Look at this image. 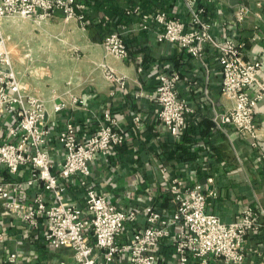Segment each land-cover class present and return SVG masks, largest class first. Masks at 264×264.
<instances>
[{"label":"built area","instance_id":"obj_1","mask_svg":"<svg viewBox=\"0 0 264 264\" xmlns=\"http://www.w3.org/2000/svg\"><path fill=\"white\" fill-rule=\"evenodd\" d=\"M203 1L184 0L189 21L157 11L143 16L142 28L155 25L158 41L178 44L196 58H202L209 48L218 53L221 90L233 105L218 112L214 122L230 125L245 135L264 160L256 117V106L264 97L262 62L247 56L245 42L213 34ZM57 13L67 21L77 20L83 28L89 24L84 0H0V201L4 215L29 235L41 233L55 249L71 248L73 259H61L60 264H111L116 260L161 264L159 254L168 241L176 264H211L213 260L243 264L248 237L264 229V207L245 205L236 220L224 221L210 210L209 196L219 194L212 175L205 182L187 181L161 161L160 182L170 197L169 213L155 200L118 206L106 192L89 184L96 157H115L129 136H138L146 124L142 115L136 114L128 130L121 126L117 114L107 109L98 117L96 128L85 136L70 118L62 119L55 128L47 102L29 91L14 68L2 21L21 17L40 24ZM238 15L243 19L245 9ZM103 44L116 58L130 56L122 29L107 32ZM101 67L113 86L112 94L127 89V75L107 63ZM181 79L178 69L160 71L150 95L155 119L176 143L183 141L194 112L180 93ZM71 102L83 105L85 100L74 95ZM68 107L64 99L52 101L54 113ZM69 195L83 196L78 202ZM6 242L7 233L0 228V246L7 252L0 264H19L18 251L5 246Z\"/></svg>","mask_w":264,"mask_h":264},{"label":"crops","instance_id":"obj_2","mask_svg":"<svg viewBox=\"0 0 264 264\" xmlns=\"http://www.w3.org/2000/svg\"><path fill=\"white\" fill-rule=\"evenodd\" d=\"M84 1L89 20L86 28L75 19L67 21L62 13L40 24L28 18H5L2 28L10 41L8 49L20 54L22 63L26 62L14 67L19 78L31 93L47 102L55 128L62 119L70 118L85 136L96 128L102 112L110 109L117 114L121 126L130 130L133 116L142 115L146 124L144 133L130 135L127 145L115 157L97 156L89 184L106 192L109 200L118 206L145 205L155 200L162 211L169 213L170 197L160 182L159 163L163 161L173 174L187 181L205 182L212 175L213 187L219 194L209 196L210 210L224 221L236 220L245 205L264 207V160L245 135L230 125L214 122L218 112L233 105L221 90L218 53L209 48L202 58H196L178 44L158 41L155 25L142 28L143 16L157 11L189 21L184 0ZM202 3L215 36L245 42L247 56L262 62L260 80L264 83V0ZM241 8L245 9L243 19L238 15ZM118 28L125 32L130 56L114 57L118 63H112L107 58L113 55L107 52L103 39L107 32ZM58 58V66L49 67L47 63ZM68 59L75 63H69ZM102 63L128 76L125 91L112 94L113 86L103 72ZM165 69L181 72L180 93L194 110L181 143H176L167 128L155 119V105L150 98L158 73ZM138 91L142 94L137 95ZM74 95L82 97L84 104L73 105ZM54 98L66 100L69 107L62 113H54ZM256 117L264 152V97L256 106ZM82 196L69 195L78 202ZM0 228L7 233L5 246L18 251L19 264H60L61 259H73L71 248L55 249L43 240L41 233L29 235L18 227L12 218L4 215L1 201ZM2 248L0 260L7 255ZM246 249L243 264H264V229L248 237ZM161 250V264H176L169 241ZM111 264H123V261ZM211 264L224 262L213 260Z\"/></svg>","mask_w":264,"mask_h":264},{"label":"rangeland","instance_id":"obj_3","mask_svg":"<svg viewBox=\"0 0 264 264\" xmlns=\"http://www.w3.org/2000/svg\"><path fill=\"white\" fill-rule=\"evenodd\" d=\"M3 27V26H2ZM5 32V31H4ZM7 46H8V48L10 47V41L7 39ZM23 51V50H22ZM23 53V52H22ZM10 54H11V58H12V61H13V65H14V67L16 66V65H20V64H22V65H24V64H26V62L25 63H22L21 62V60H20V54H17L16 52H14V51H10ZM57 58V57H56ZM107 60L109 61V62H112V63H118V61H116L117 59L116 58H114V56L113 57H108L107 58ZM60 62V60H59V58H58V60H50L47 64L49 65V67H51V66H53V67H57L58 66V63ZM68 62L70 63H75V61H73V60H70V59H68ZM51 75V74H50Z\"/></svg>","mask_w":264,"mask_h":264}]
</instances>
